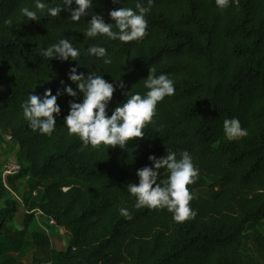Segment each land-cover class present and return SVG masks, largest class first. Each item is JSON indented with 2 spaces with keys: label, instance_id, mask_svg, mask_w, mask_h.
Returning <instances> with one entry per match:
<instances>
[{
  "label": "trees",
  "instance_id": "16d2710c",
  "mask_svg": "<svg viewBox=\"0 0 264 264\" xmlns=\"http://www.w3.org/2000/svg\"><path fill=\"white\" fill-rule=\"evenodd\" d=\"M44 2L53 7L61 0ZM136 2L94 0L90 15L74 22L67 11L27 21L21 9L34 0H0V127L19 147L22 164L7 180L0 166V233L21 205L26 208L25 227L13 243L0 245V264H247L249 241L264 258V231L258 230L264 223V0H239L223 10L215 0H154L142 40L85 38L91 15L112 22V9ZM61 38L80 49L79 71L123 81L109 115L126 99L124 91H147L150 67L174 80L175 94L158 103L144 137L125 148H84L63 122L69 101L82 96L67 94L58 98L61 114L51 136L29 127L21 107L29 93L56 94L62 80L76 88L68 73L78 61L40 55ZM92 44L105 46L113 63L88 56ZM232 117L247 136L226 139L223 120ZM3 141L0 133V146ZM167 149L187 150L199 169L189 185L197 214L183 223L166 209L135 208L127 191V184L138 183V169L153 166L149 156ZM167 174L161 169L160 178ZM22 178L28 190L18 198L9 182ZM121 207L132 219L120 215ZM36 212L72 235L66 249L55 248L44 229L29 231ZM29 252L31 262L24 260Z\"/></svg>",
  "mask_w": 264,
  "mask_h": 264
},
{
  "label": "clouds",
  "instance_id": "9594fccd",
  "mask_svg": "<svg viewBox=\"0 0 264 264\" xmlns=\"http://www.w3.org/2000/svg\"><path fill=\"white\" fill-rule=\"evenodd\" d=\"M113 4L122 5V0H112ZM154 0H137L134 7H119L112 9L108 14L112 22H106L102 13L91 15L87 28L83 31L85 38L104 37L107 40H119L122 43L142 40L147 35V14L151 10ZM239 0H215L221 10L229 7L231 3ZM75 5V7H73ZM94 0H61L60 4L49 7L44 0H34L33 6L21 9L26 20L39 21L40 15L56 17L62 11L70 13L69 18L78 22L82 17L90 15ZM40 55L46 59H57L61 62L78 61L79 65L72 66L68 79L76 85L61 81L62 88L53 94L46 89L43 94L29 93L21 107L23 117L29 122L33 131L51 136L56 129L57 117L61 114L58 98L64 94L72 99L69 101V111L63 117L69 136H77L82 146H91L97 149L101 145L125 148L134 138L145 136L146 125L154 123L157 105L166 96L175 94V82L167 74L157 75L155 67H150L149 75L143 81L147 91L143 94L132 89L124 91L126 99L112 109L109 115V104L113 99L116 88L124 89L123 81L118 83L105 79L104 73L96 71L85 73L79 71L82 66L78 57L80 49L67 38L41 50ZM87 55L102 59L104 65L113 63L108 49L101 44H92L87 48ZM223 131L227 140L240 139L248 135L239 118H225ZM153 166H145L137 170L138 183L127 184V191L135 197L134 207L139 209H166L172 213L177 223L193 219L196 211L191 207V201L196 193L191 191L189 185L194 184L199 176V169L194 165L193 157L187 150L179 153L167 149V154L157 158L154 154L149 156ZM161 169H166L167 175L161 179ZM67 191V189H63ZM120 215L132 219L128 208L121 207Z\"/></svg>",
  "mask_w": 264,
  "mask_h": 264
},
{
  "label": "rangeland",
  "instance_id": "374dc122",
  "mask_svg": "<svg viewBox=\"0 0 264 264\" xmlns=\"http://www.w3.org/2000/svg\"><path fill=\"white\" fill-rule=\"evenodd\" d=\"M0 133L4 135V141L1 144L0 148V166L2 168V172L6 169L5 167L15 163L20 162L18 159V146H14L10 143V140L8 138V132L3 130L2 127H0ZM7 170V169H6ZM17 184V188L15 189V195L18 198H21L24 192L28 190L26 178H22L19 180H14ZM12 181L9 182V185L12 186ZM25 213L26 208L25 206L21 205L19 208V211L17 212L14 219L10 220L5 228L0 233V245L3 243H13L17 237L15 232L17 230L23 229L25 227ZM39 218V219H38ZM36 218L35 216L29 220L28 222V228L29 231L34 229L35 227H39L41 229H44L47 231V233L50 235V238L52 240L53 246L57 249H66L69 240L72 237L70 236V233L63 227H59L55 225L54 223H49V220L41 215ZM258 230L264 231V223L263 225L258 227ZM248 254L246 255V263L247 264H264V258L260 255V253L257 251V249L254 247L253 243L251 241L248 242ZM31 254L28 253L24 260L27 262H31Z\"/></svg>",
  "mask_w": 264,
  "mask_h": 264
},
{
  "label": "built area",
  "instance_id": "2783aa9c",
  "mask_svg": "<svg viewBox=\"0 0 264 264\" xmlns=\"http://www.w3.org/2000/svg\"><path fill=\"white\" fill-rule=\"evenodd\" d=\"M7 139L10 140V136H8ZM5 168H6L7 170L5 169V170L3 171V177H4L5 180H7V177H8L9 175H15V174H17V173H19V172L21 171V169H22V164H21V162H15V163H12V164L6 166ZM40 214L46 216V215H45L44 213H42V212H40ZM52 223H54V222L52 221Z\"/></svg>",
  "mask_w": 264,
  "mask_h": 264
},
{
  "label": "crops",
  "instance_id": "0c3cea01",
  "mask_svg": "<svg viewBox=\"0 0 264 264\" xmlns=\"http://www.w3.org/2000/svg\"><path fill=\"white\" fill-rule=\"evenodd\" d=\"M12 182H13V181H12ZM12 185L17 186V184H16L15 182H13ZM39 215H41V216L47 218L46 216L40 214V212H36V213H35V217H36V218H38ZM38 219H39V218H38ZM49 223L52 224V221L49 220ZM70 236H71V234H70Z\"/></svg>",
  "mask_w": 264,
  "mask_h": 264
}]
</instances>
